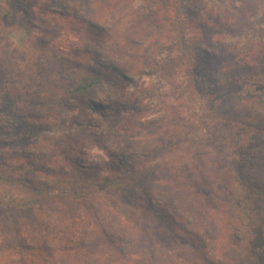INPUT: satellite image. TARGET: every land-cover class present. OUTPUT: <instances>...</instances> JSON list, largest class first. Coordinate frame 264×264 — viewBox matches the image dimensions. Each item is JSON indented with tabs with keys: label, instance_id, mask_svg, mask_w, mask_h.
<instances>
[{
	"label": "trees",
	"instance_id": "obj_1",
	"mask_svg": "<svg viewBox=\"0 0 264 264\" xmlns=\"http://www.w3.org/2000/svg\"><path fill=\"white\" fill-rule=\"evenodd\" d=\"M0 22L38 54L27 72L0 33V264H264V148L228 201L238 233L193 192L225 163L219 136L175 138L178 109L205 124L197 95L264 131V93L239 92L264 76V0H0ZM102 84L119 96L96 107Z\"/></svg>",
	"mask_w": 264,
	"mask_h": 264
},
{
	"label": "rangeland",
	"instance_id": "obj_2",
	"mask_svg": "<svg viewBox=\"0 0 264 264\" xmlns=\"http://www.w3.org/2000/svg\"><path fill=\"white\" fill-rule=\"evenodd\" d=\"M0 33L7 34L8 40L11 42L10 48H8L10 49L9 52H12L14 49L19 51L17 54L15 51V54L18 55V57L15 55V59H20V56L25 59L24 64L25 66L27 65V72L34 69V66H38L36 62L34 63L38 54L35 50L31 49V46L29 47L25 35L12 29L4 22H0ZM166 35L168 34H164V37H169ZM241 45L243 46V42H240L239 46L242 47ZM239 92L243 94L264 93V76L247 79L241 88H239ZM118 96L119 91L117 88L102 84L96 85L88 91L87 100L96 107H102L115 101ZM214 99L211 94L207 97L197 95L196 102H193L194 108L198 111L200 118L202 119L203 117L205 124L200 121L193 122L191 117L187 118L185 115L186 111L183 109L176 111L178 118L175 121V133L177 134L175 138L178 139L179 146L177 149L179 152L189 150L195 143H203L206 135L208 137L219 136L225 148L223 153L225 163L219 165L212 184L209 186H201L194 189L193 192L196 195L197 202L203 207L211 209L222 216L227 225H229L230 230L233 229L234 231L241 232L244 227L241 226V222L238 220V218L240 219L239 214L241 213L233 212L234 206L230 207L228 201L232 203V198L235 194L233 191L236 192V199H239L243 195L242 192L248 188L242 178L243 171L248 167L256 166L257 160L253 157V150L264 148V131H258L246 125L221 122L214 114V105L216 104ZM63 194L73 197L83 196L94 198L101 196L102 192L97 188H68ZM249 194L251 196L253 195L250 192ZM247 206L249 207V204ZM37 215H40L47 223L57 222L58 219L50 211L35 210L36 218L38 217ZM234 218L236 219L235 221H233ZM255 218L253 219L255 220ZM27 219V216H24L25 222ZM29 219L28 221H30ZM205 223L208 226L207 222H203V225ZM238 226L240 229L237 228ZM249 235L243 239V243L248 241ZM240 243L242 245V242ZM91 260L93 261L94 258H91Z\"/></svg>",
	"mask_w": 264,
	"mask_h": 264
}]
</instances>
